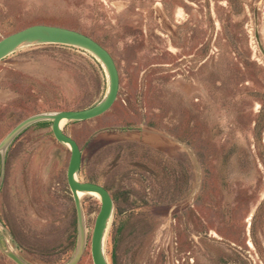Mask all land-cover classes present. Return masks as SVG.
<instances>
[{"label": "rangeland", "instance_id": "1", "mask_svg": "<svg viewBox=\"0 0 264 264\" xmlns=\"http://www.w3.org/2000/svg\"><path fill=\"white\" fill-rule=\"evenodd\" d=\"M31 24L89 36L117 69L111 106L62 126L80 149L77 179L112 200L107 263L177 264V238L217 247L245 224L241 264H264V0H0V38ZM105 89L99 61L81 48H17L0 59V139L29 115L88 107ZM47 122L10 141L2 168L0 246L28 264H64L75 244L62 146ZM80 203L76 264H92L99 201ZM0 264L15 263L0 249Z\"/></svg>", "mask_w": 264, "mask_h": 264}, {"label": "water", "instance_id": "2", "mask_svg": "<svg viewBox=\"0 0 264 264\" xmlns=\"http://www.w3.org/2000/svg\"><path fill=\"white\" fill-rule=\"evenodd\" d=\"M62 44L81 48L93 55L100 63L106 77V89L101 98L94 104L79 109H62L51 112H40L29 115L13 127L0 139V183L4 153L10 141L27 125L39 122H50V131L53 138L60 144L68 147L69 156L65 168V181L71 195L75 212V244L69 259L64 264H76L85 247L86 235L83 213L78 193L95 192L98 195L99 206L94 216L89 236V253L92 264H108L103 253V238L112 213V200L108 191L101 185L79 181L77 175L80 168V150L76 142L62 130L60 120L80 121L94 118L105 112L115 99L118 87V73L114 61L108 51L89 36L74 29L47 25L31 24L11 32L0 38V59L22 46L38 44ZM1 226V225H0ZM1 251L15 264L24 262L7 245Z\"/></svg>", "mask_w": 264, "mask_h": 264}, {"label": "flooded vegetation", "instance_id": "3", "mask_svg": "<svg viewBox=\"0 0 264 264\" xmlns=\"http://www.w3.org/2000/svg\"><path fill=\"white\" fill-rule=\"evenodd\" d=\"M234 203L236 204V201H234ZM242 221L244 223L246 221V218H243ZM238 228L240 229V224ZM239 229L237 236L233 237L232 240L226 239L223 236L216 237V239L219 241V246H217L218 248L210 245L209 243H199L197 242V239L195 241V239L191 237H187L185 239L182 237L177 238L179 239V241H181L180 243H178L179 245H182V242L185 240V248L182 251L184 257L181 258L180 262L176 261V263L182 264L184 262L185 264H241L242 254L240 253V250H242V246L251 247V241L249 237H245V235L248 234L247 232H244L245 224L242 225V231H240ZM198 240L200 241L199 238ZM205 240L209 241V239ZM193 241L198 245L197 247H195L196 250H198L196 252L193 251L195 249ZM186 245L189 246L186 247ZM249 264H251L250 261Z\"/></svg>", "mask_w": 264, "mask_h": 264}, {"label": "crops", "instance_id": "4", "mask_svg": "<svg viewBox=\"0 0 264 264\" xmlns=\"http://www.w3.org/2000/svg\"><path fill=\"white\" fill-rule=\"evenodd\" d=\"M45 122V121H44ZM48 124H49V129H50V122H47ZM65 133V132H64ZM66 134V133H65ZM68 135V134H67ZM69 136V135H68ZM71 137V136H70ZM75 142H76V140L73 138V137H71ZM49 142L47 143V146H49ZM60 144V143H59ZM76 144H77V142H76ZM61 146H62V154H61V157H62V160H63V164H64V169H63V171H64V178H65V168H66V164H67V160H68V156H69V150H68V147L67 146H65V145H63V144H60ZM78 145V144H77ZM46 147V146H45ZM44 147V148H45ZM79 148V147H78ZM80 150V149H79ZM6 156H7V152H5V156H4V158H6ZM80 160H81V155H80ZM79 170H80V168H79ZM66 182V181H65ZM71 197V196H70ZM72 204H73V202H72ZM74 208V207H73Z\"/></svg>", "mask_w": 264, "mask_h": 264}, {"label": "bare ground", "instance_id": "5", "mask_svg": "<svg viewBox=\"0 0 264 264\" xmlns=\"http://www.w3.org/2000/svg\"><path fill=\"white\" fill-rule=\"evenodd\" d=\"M65 123V121L64 120H60V122H59V125L60 126H63V124ZM88 195H96L97 197H98V195L95 193V192H89V193H87ZM78 196H82V193H78Z\"/></svg>", "mask_w": 264, "mask_h": 264}, {"label": "trees", "instance_id": "6", "mask_svg": "<svg viewBox=\"0 0 264 264\" xmlns=\"http://www.w3.org/2000/svg\"><path fill=\"white\" fill-rule=\"evenodd\" d=\"M47 122V121H46Z\"/></svg>", "mask_w": 264, "mask_h": 264}]
</instances>
